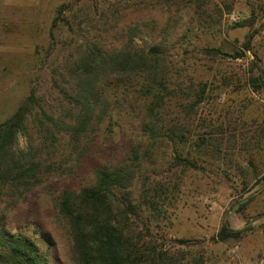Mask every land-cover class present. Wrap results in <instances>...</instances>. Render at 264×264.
Returning <instances> with one entry per match:
<instances>
[{
  "label": "rangeland",
  "instance_id": "1",
  "mask_svg": "<svg viewBox=\"0 0 264 264\" xmlns=\"http://www.w3.org/2000/svg\"><path fill=\"white\" fill-rule=\"evenodd\" d=\"M263 3L0 0V123L31 88L47 113L66 117L69 104L59 91L65 81L57 72L74 60L81 45L158 46L168 66L170 87L180 82L183 89L169 100V117L179 115L180 103L192 101L190 81L205 82L207 92L192 110L191 129L213 132L215 139L200 147L189 140L184 146L195 168L176 166L174 160L168 168L166 158L174 157L180 146L158 150L155 177L170 181L176 189L169 192L164 216L155 221L158 227L153 230L171 239L169 244L188 261L195 257L198 264H264V92L253 91L246 82L248 70L260 66L264 71ZM62 5L61 19L51 28ZM206 48L220 49L221 54L209 55ZM137 125L134 113L112 125L104 122L93 139L98 150L78 162L71 156L65 163L71 170L53 174L23 202L6 209L2 219L6 228L38 239L50 264H76L55 197L64 188L90 183L92 170L103 160L125 157L138 134ZM27 141L26 134L18 133L14 147L27 149ZM3 208L0 203V213ZM225 224L241 229L242 236L217 241Z\"/></svg>",
  "mask_w": 264,
  "mask_h": 264
},
{
  "label": "trees",
  "instance_id": "2",
  "mask_svg": "<svg viewBox=\"0 0 264 264\" xmlns=\"http://www.w3.org/2000/svg\"><path fill=\"white\" fill-rule=\"evenodd\" d=\"M63 10L64 5L57 9L51 28ZM244 49H249L248 40ZM204 52L221 54L215 48ZM167 68L158 46L104 49L81 45L74 60L57 72L65 81L59 91L69 104L66 117L47 113L39 103L40 95L31 88L14 113L0 123V203L5 207L0 213V264H50L38 239L6 228L2 220L6 209L23 202L53 174L71 170L65 165L71 156L78 162L98 150L93 139L104 122L112 125L132 113L138 118V134L126 156L103 160L92 170L90 183L64 188L55 197L57 216L64 221L70 239L71 257L76 264L199 263L195 257L185 260V254L169 244L171 239L153 230L158 227L155 221L164 216L169 192L176 189L170 181L155 177L158 150L165 145L180 146L174 157L166 158L168 168L173 160L176 166L195 168L184 146L189 140L200 147L215 139L213 132L191 129L192 110L207 92L205 82L190 81L192 101L180 103L179 115L169 117L168 102L183 89L180 82L170 87ZM247 73L248 86L264 92L263 69L256 66ZM30 125L32 133L28 134ZM18 133L26 134L27 149L14 147ZM241 236V229L225 224L216 240Z\"/></svg>",
  "mask_w": 264,
  "mask_h": 264
}]
</instances>
